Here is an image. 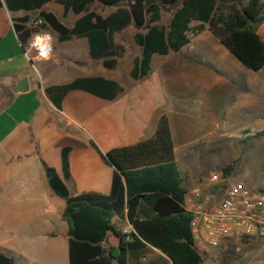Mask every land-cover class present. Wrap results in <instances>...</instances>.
<instances>
[{
	"label": "trees",
	"instance_id": "16d2710c",
	"mask_svg": "<svg viewBox=\"0 0 264 264\" xmlns=\"http://www.w3.org/2000/svg\"><path fill=\"white\" fill-rule=\"evenodd\" d=\"M50 1L62 5L66 12L83 15L70 28L61 17L42 10ZM96 3L116 11L103 17L92 10ZM4 6L16 15L15 32L23 47L40 29L49 30L61 42L88 37L92 60H103L107 69H114L117 58L126 52L124 45L115 43L114 34L134 26V42L142 49L130 72L135 80L149 76L154 56L179 53L193 37L207 30L243 67L264 70V0H0V8ZM170 11L168 24L162 23L163 14ZM38 21H42L40 26L35 24ZM77 89L109 100L124 90L103 77H79L48 86L45 92L61 110L67 93ZM171 129L169 117L162 114L153 137L135 146L103 153L91 143L114 170L109 195L71 194L67 186L72 180L70 146L61 151L62 174L46 166L51 189L66 200L63 216L70 224V264L204 263L205 252L193 239L192 215L185 209L190 189L178 169ZM259 135L264 136V131ZM232 169L233 165L222 169L223 178H228ZM116 217L132 226L129 235L117 228ZM111 237L119 243L110 245ZM251 240L240 239L242 243ZM106 242L109 246L105 248ZM153 248L165 257L149 260ZM14 259L0 253V264H15Z\"/></svg>",
	"mask_w": 264,
	"mask_h": 264
},
{
	"label": "crops",
	"instance_id": "0c3cea01",
	"mask_svg": "<svg viewBox=\"0 0 264 264\" xmlns=\"http://www.w3.org/2000/svg\"><path fill=\"white\" fill-rule=\"evenodd\" d=\"M100 8L109 12L104 14ZM42 10L61 17L70 28L83 15L66 12L54 1ZM92 10L106 17L116 8L96 3ZM14 17L7 6L0 8V253L14 257L15 264H70V224L63 216L66 200L51 189L46 166L62 174L61 151L70 146L72 180L67 186L71 194L109 195L114 170L91 143L107 153L146 141L153 137L161 115L168 116L162 107L167 105L150 96L148 82L154 70L139 80L130 75L135 58L142 52L133 39L137 33L134 26L114 34L115 43L126 48L114 69H107L103 60H92L88 37L61 42L53 35V57L34 70L15 32ZM169 56H163L165 63L171 60ZM26 77L28 89L13 95L12 89ZM79 77H103L119 83L124 90L112 100L73 90L64 97L61 110L57 109L45 88ZM175 158L177 161L176 152ZM183 180L191 191L194 186L190 180ZM115 220L119 230L128 225L119 217ZM234 239L240 241L231 237L221 244ZM110 241L112 246L119 243L116 237ZM159 256L165 257L153 248L149 260Z\"/></svg>",
	"mask_w": 264,
	"mask_h": 264
},
{
	"label": "rangeland",
	"instance_id": "374dc122",
	"mask_svg": "<svg viewBox=\"0 0 264 264\" xmlns=\"http://www.w3.org/2000/svg\"><path fill=\"white\" fill-rule=\"evenodd\" d=\"M171 14L165 12L162 23ZM211 34L193 37L167 63L157 56L150 96L167 105L178 169L190 185L210 189L211 178L222 179V169L233 165V182L264 194V70L243 67ZM213 249L203 264H264V240L234 239Z\"/></svg>",
	"mask_w": 264,
	"mask_h": 264
},
{
	"label": "built area",
	"instance_id": "2783aa9c",
	"mask_svg": "<svg viewBox=\"0 0 264 264\" xmlns=\"http://www.w3.org/2000/svg\"><path fill=\"white\" fill-rule=\"evenodd\" d=\"M41 23L35 22L36 26ZM41 31L51 33L46 29L37 32ZM54 50L53 45V54ZM24 54L33 69H37L42 62L35 59L37 50L29 49L28 43ZM211 183L213 187L210 189L194 187L186 198L185 209L192 215L190 226L196 247L206 252L231 237L264 240V194L241 186L230 177L220 179L214 176ZM132 230V226L127 225L123 233L129 235Z\"/></svg>",
	"mask_w": 264,
	"mask_h": 264
},
{
	"label": "clouds",
	"instance_id": "9594fccd",
	"mask_svg": "<svg viewBox=\"0 0 264 264\" xmlns=\"http://www.w3.org/2000/svg\"><path fill=\"white\" fill-rule=\"evenodd\" d=\"M53 45L54 38L47 31L33 33L29 40V49H36L38 52L35 57L37 61H47L53 54Z\"/></svg>",
	"mask_w": 264,
	"mask_h": 264
},
{
	"label": "water",
	"instance_id": "95a60500",
	"mask_svg": "<svg viewBox=\"0 0 264 264\" xmlns=\"http://www.w3.org/2000/svg\"><path fill=\"white\" fill-rule=\"evenodd\" d=\"M28 87H29V79L26 77L23 80H21L19 82L18 86L14 87L11 92L13 95H15L17 93L26 91L28 89ZM108 246H109V242H106L103 245V247H105V248Z\"/></svg>",
	"mask_w": 264,
	"mask_h": 264
}]
</instances>
